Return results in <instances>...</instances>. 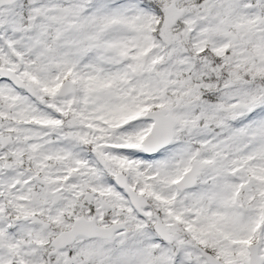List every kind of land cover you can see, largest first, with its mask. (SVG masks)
Wrapping results in <instances>:
<instances>
[{"label":"snow or ice","instance_id":"obj_1","mask_svg":"<svg viewBox=\"0 0 264 264\" xmlns=\"http://www.w3.org/2000/svg\"><path fill=\"white\" fill-rule=\"evenodd\" d=\"M0 264H264V0H0Z\"/></svg>","mask_w":264,"mask_h":264}]
</instances>
